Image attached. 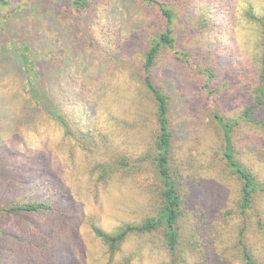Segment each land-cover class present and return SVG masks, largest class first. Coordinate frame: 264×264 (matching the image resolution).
<instances>
[{
  "label": "rangeland",
  "instance_id": "1",
  "mask_svg": "<svg viewBox=\"0 0 264 264\" xmlns=\"http://www.w3.org/2000/svg\"><path fill=\"white\" fill-rule=\"evenodd\" d=\"M13 2L22 9L6 21L5 35L37 49L49 63L50 76L70 100L64 106L70 127L66 131L46 114L13 127L11 111L0 110L2 264H244L239 234L245 222L244 239L255 264H264L259 225L264 223V193L255 196L252 211L240 215V183L222 157L224 134L213 118L217 108L225 121H239L253 102L262 37L250 14L263 16L264 0H195L192 7L185 0L168 1L178 16L177 49L213 74L209 79L167 49L160 51L153 69L169 102L181 199L175 254L164 225L131 233L114 252L95 233L139 226L163 208L152 163L156 111L141 84L145 54L164 30L159 12L137 0H91L86 13L76 12L71 0ZM202 5L211 23L205 33H196L188 24L201 23ZM15 61L10 54L0 62L6 68L17 66ZM6 72L4 92L21 96L17 82L20 86L22 75ZM257 111L264 118V105ZM236 128L239 158L264 182V130L245 124ZM119 151L151 160L106 175L104 166L116 161ZM22 202L50 208L3 211Z\"/></svg>",
  "mask_w": 264,
  "mask_h": 264
},
{
  "label": "trees",
  "instance_id": "2",
  "mask_svg": "<svg viewBox=\"0 0 264 264\" xmlns=\"http://www.w3.org/2000/svg\"><path fill=\"white\" fill-rule=\"evenodd\" d=\"M13 1L14 0H0V37L3 38V43L0 45V61L2 58L6 57V55L11 54V59H15L19 64L17 66L13 65L14 67L8 66L4 68L0 62V110L7 107L8 110L11 111V124L13 127L14 124L17 123V126L22 128L24 125H28L33 122L35 118H38L36 117L37 115L46 114L61 124V126L68 131L70 125L66 120L64 106H67L70 100L69 98H66V91L62 88V84H58L50 76L51 67L49 63L45 64L46 61L39 58L41 54H38L37 49L32 51L30 46L26 43H22L7 34L5 35V28L7 27L6 21L12 14H15L18 9H22L19 6L14 5ZM137 1L144 6L155 8L159 12L160 18L165 23L163 26L164 30L157 38L152 39L150 43V47L144 57L141 75V84L147 94L152 97L156 111L155 116L158 124V135L155 143V153L152 156V163L157 170L161 184L158 190H161L160 194L163 201V208L159 212L158 216L147 219L139 226H125L115 234L107 233L100 229H95V233L102 239L104 244L108 246L109 250L114 252L131 233L152 232L159 226L164 225L166 226V239L169 250L172 254H175L177 251L179 237L177 232V223L180 216L181 199L175 176V161L172 155V136L169 124V102L167 96L162 92L159 85L154 80L153 69L157 57L163 49H167L178 55L180 58H183L182 60L190 66H194L195 64L191 62V55H189L186 51H179L177 49L175 25L178 21V16L168 4L169 0ZM90 2L91 0H71V7L76 12L86 13L90 8ZM194 2L195 0H185V3L189 7L190 3L192 7ZM199 9L203 13L201 23L189 22L190 24H188V27L190 29L192 27V30L194 32L196 31V33L198 30H202L203 33H205L209 27L208 24L211 22L205 17L207 16V11L205 10L204 5H202ZM4 11H7V13L4 14ZM4 17L6 19H4ZM250 18L257 23V27L262 37V56L258 63V81L255 84L253 92V102L251 105L247 106L243 113V117L239 121H225V119L219 114L217 108H215L213 112V118L221 125L224 134L222 157L228 169L240 183L238 209L240 215L242 216H245L247 212L254 209L255 196L260 193H264V182L256 179V177L246 167L242 158H239L240 154L237 153L238 151L234 142V132L239 124L240 126L245 124L264 130V118L263 116L259 117L260 113L257 111L264 105V15L255 16L250 14ZM194 19L195 18H192L191 21L193 22ZM206 47H209V45ZM34 53L37 58L35 62H33ZM42 57L45 58L44 56ZM194 67L198 73H202L209 79L213 78V74L210 69L202 70V68L198 69L197 66ZM6 69L7 72H12L16 77L22 75L23 80L25 79L23 75H26V81L20 80V86L17 82L18 89L22 90L21 96H13L10 92H4L1 78ZM206 89L211 95L213 91L208 84H206ZM7 103H9L11 107ZM88 136L91 135L88 133L87 137ZM255 155L257 157L256 152ZM136 157V155H126L119 151L116 157L117 160L112 161L110 164L106 163V166L104 167L107 168L103 171L106 175H110L116 171L129 172L140 168L147 160H151L149 156H144L145 158ZM256 159L257 158H255V160ZM49 208L50 206L43 202H22V204L12 207L9 206L6 209L3 208V211H6L7 213H35L42 210H48ZM259 225L264 229L263 222H260ZM246 228L247 223L245 222L244 229L241 230L239 234V247L241 249L244 264H255V258L252 250L244 239ZM0 264H2L1 256Z\"/></svg>",
  "mask_w": 264,
  "mask_h": 264
}]
</instances>
